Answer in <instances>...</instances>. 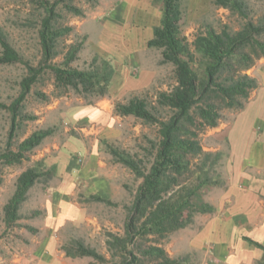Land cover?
<instances>
[{"label": "rangeland", "instance_id": "374dc122", "mask_svg": "<svg viewBox=\"0 0 264 264\" xmlns=\"http://www.w3.org/2000/svg\"><path fill=\"white\" fill-rule=\"evenodd\" d=\"M246 1L250 19L264 18V0ZM67 2L81 9V15L65 8ZM182 6L185 15L181 31L190 43L196 33L208 26L216 30L225 26L237 30L244 22L228 9L214 5L212 0H182ZM42 13L43 9L29 0H0V28L22 57V62L0 64V151H16L18 144L34 131L52 130L37 147L26 152L19 163L0 161V264H115L116 259L106 243L108 234H124L127 207L141 179L116 162L107 145L143 159V165L148 166L152 159L150 141H157L159 135L156 124H146L132 115H119L114 105L118 101L125 102L132 95L144 97L149 104L155 105L157 92L169 90L175 83L172 64L160 63V50L146 46L153 27L161 19V3L160 0L59 2L57 25L70 27V30L58 39L55 54L45 62L38 37ZM78 44L80 48L69 63L71 67L83 68L98 54L113 65L116 61L125 64L132 75L143 66L152 68L154 79L147 86L123 93L124 75L117 74L109 91L111 89L113 96L121 92L123 95L111 99L108 92L105 96L113 101L112 113L107 120L93 121L96 119L88 117L90 114L79 107L93 106L100 97L85 98L72 90L59 92L54 87L52 71L47 67V64L61 65L68 50ZM126 50H133V58H138L137 62H142L143 66H134L129 56L118 58ZM25 63L34 68L41 64L43 68L15 114L11 105L21 92L22 78L29 74ZM158 111L163 116L168 113L166 108L158 107ZM236 111L223 108L220 122H230ZM222 136L214 132L213 127H205L198 133L204 150L221 153L215 169L224 182L201 189L194 199L198 204L211 203L224 190L228 144ZM76 142L86 143L88 149L94 151L93 156L75 149ZM36 161H43L44 169L52 174L42 175L28 190L19 208V218L8 225L4 221L3 207L15 190L18 175ZM260 198L263 206L258 216L248 224L243 216L234 243L209 239L200 248L192 246L191 241L206 226V218L212 216L213 211L196 213L189 226L163 238L150 235L138 239L136 244L160 245L170 257L179 258L183 264H258L262 250L249 244L244 237L257 241L256 233L264 225V195ZM71 238L83 240L107 260L99 262L89 256H67L62 246ZM130 248L139 254L135 244ZM222 251L227 255L224 259L218 256Z\"/></svg>", "mask_w": 264, "mask_h": 264}, {"label": "trees", "instance_id": "16d2710c", "mask_svg": "<svg viewBox=\"0 0 264 264\" xmlns=\"http://www.w3.org/2000/svg\"><path fill=\"white\" fill-rule=\"evenodd\" d=\"M29 1L44 12L39 20L38 37L45 62L55 54L58 39L70 30V27L57 25L56 6L64 0ZM160 3L161 19L153 27L147 46L160 50V63L172 64L175 83L169 90L157 92L155 105L138 95L114 105L119 115H132L146 124H156L159 135L157 141H150L152 159L148 166L143 165V159L107 145L114 160L141 179L131 205L127 207L124 234H108L106 243L116 259L115 264H183L179 258L170 257L160 245L139 246L137 240L150 235L163 238L189 226L196 213L215 210L207 201L198 204L194 200L204 187L224 183L215 169L221 153L204 150L197 138L198 133L205 127L218 125L223 108L239 110L244 107L250 91L257 86L256 79L247 70L257 59L264 57V18L250 19L246 0H212L214 5L228 9L244 22L237 30L227 26L216 30L208 26L196 33L191 43L181 31L185 15L182 0H160ZM64 6L76 15L82 13L72 3L67 2ZM0 46V64L22 62L2 28ZM79 48V44L72 46L61 65L47 64L54 77V87L61 93L72 90L85 98L107 95L115 72L113 63L95 54L85 67H71L69 63ZM25 64L29 74L22 78L21 92L11 105L14 113L43 68L41 64L38 68ZM158 107L166 108L168 113L161 115ZM51 132V129L34 131L18 144L16 151H0V161L19 163L26 152L37 147ZM44 167L43 161H36L18 175L15 190L3 207L6 224L19 218V208L28 190L42 175L49 177L52 174ZM244 239L262 250L263 256L258 264H264V245L249 237ZM133 244L139 254L130 248ZM62 249L70 257L89 256L99 262L107 260L94 247L77 238H71Z\"/></svg>", "mask_w": 264, "mask_h": 264}, {"label": "crops", "instance_id": "0c3cea01", "mask_svg": "<svg viewBox=\"0 0 264 264\" xmlns=\"http://www.w3.org/2000/svg\"><path fill=\"white\" fill-rule=\"evenodd\" d=\"M98 52L100 53V51ZM116 52L119 53L118 50ZM132 52L134 51L126 50L118 58L129 56L132 60L130 63L134 66H143L142 62H137L138 58H133L134 54ZM114 68L112 82H114L117 74L124 75L123 93L149 85L155 76L154 69L145 68L144 66L138 70L136 75L130 74L128 66L122 63L118 64L117 61ZM247 73L256 79L257 86L250 91L244 107L236 111L230 122H219L218 125L213 127L214 132L221 133L228 144L226 158L228 169L224 190L218 199L211 201L215 208L214 214L206 218V226L191 241L192 246L198 248L209 239L217 243L224 240L229 244L234 243L243 216L247 224L251 223L254 220L253 218L258 216L259 209H262L263 206L260 196L264 195V57L257 59L247 70ZM109 92L111 93V99L123 95L121 92L113 96L111 89ZM111 99L103 96L93 106L85 105L79 108L83 112L85 109V112L90 114L88 117L96 119L93 121L98 119L107 120L113 110ZM74 144H76L74 145L75 149H80L85 154L89 152V156H93L94 151L92 149L90 151L86 143L76 142ZM60 154L66 155L64 152ZM256 234L255 239L257 242L264 245V225L261 231L258 230ZM218 256L224 259V256L227 255L222 251V253H218Z\"/></svg>", "mask_w": 264, "mask_h": 264}]
</instances>
